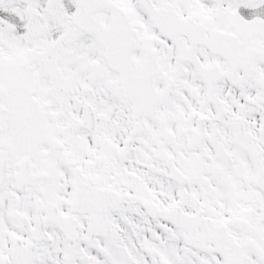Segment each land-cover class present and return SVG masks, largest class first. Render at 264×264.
<instances>
[{
	"label": "snow or ice",
	"instance_id": "1",
	"mask_svg": "<svg viewBox=\"0 0 264 264\" xmlns=\"http://www.w3.org/2000/svg\"><path fill=\"white\" fill-rule=\"evenodd\" d=\"M0 264H264V0H0Z\"/></svg>",
	"mask_w": 264,
	"mask_h": 264
}]
</instances>
